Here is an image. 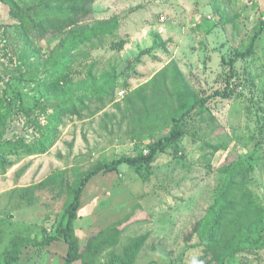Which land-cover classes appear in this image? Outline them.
Instances as JSON below:
<instances>
[{"label": "rangeland", "instance_id": "obj_1", "mask_svg": "<svg viewBox=\"0 0 264 264\" xmlns=\"http://www.w3.org/2000/svg\"><path fill=\"white\" fill-rule=\"evenodd\" d=\"M11 8L0 2V264H65L64 240L36 243L82 179L149 154L202 100L151 165L90 182L74 264H264V32L238 58L264 0H95L44 37H22Z\"/></svg>", "mask_w": 264, "mask_h": 264}, {"label": "trees", "instance_id": "obj_2", "mask_svg": "<svg viewBox=\"0 0 264 264\" xmlns=\"http://www.w3.org/2000/svg\"><path fill=\"white\" fill-rule=\"evenodd\" d=\"M95 0H35L32 6L22 7L17 0H0V2L9 3L12 6V12L15 18L21 21V24L17 26L19 34L23 37L29 31L30 28L37 30L38 36H47L48 34L59 33L61 30V23L72 22L77 23L80 16H86L92 14L91 6ZM68 5V15L61 18L58 14L62 6ZM43 14V15H42ZM41 20V21H39ZM61 24V25H60ZM106 29H88L84 32V38L82 41H75L69 46V53L78 49L82 44L88 43L89 40L95 36L105 34ZM264 32V22L261 24V28L257 35L252 39L250 47L247 51L238 54V58H247L254 53L256 42L259 36ZM60 34V33H59ZM79 45V46H78ZM220 96L221 93H216ZM224 98L228 97L227 91L222 94ZM206 100L194 103L186 114L181 118H174V128L172 132L161 139L160 141L151 145L149 154H127L120 158L113 160L110 163H104L97 166L94 170L88 173L80 182L78 188L73 194V199L63 216L62 223L57 228V233L54 237H50L44 242H37V246L51 245L53 242L64 240L69 246L68 256L65 264H74L79 261L82 252L83 240L79 236L75 224L79 219V211L81 208V199L85 190L90 182L97 176L106 175L110 173H119L121 166L128 165L140 171L144 167L151 165L158 153L164 152L169 144L179 142L184 137V129L182 128V122L185 120L188 114H191L201 103ZM19 258L9 261L7 264L18 263Z\"/></svg>", "mask_w": 264, "mask_h": 264}]
</instances>
